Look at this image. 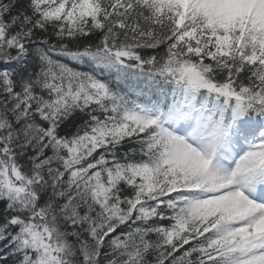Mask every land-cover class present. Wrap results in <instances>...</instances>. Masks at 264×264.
Wrapping results in <instances>:
<instances>
[{
	"label": "snow or ice",
	"instance_id": "snow-or-ice-1",
	"mask_svg": "<svg viewBox=\"0 0 264 264\" xmlns=\"http://www.w3.org/2000/svg\"><path fill=\"white\" fill-rule=\"evenodd\" d=\"M0 264H264V0H0Z\"/></svg>",
	"mask_w": 264,
	"mask_h": 264
}]
</instances>
